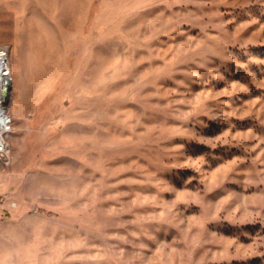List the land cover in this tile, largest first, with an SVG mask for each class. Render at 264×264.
Instances as JSON below:
<instances>
[{
  "label": "rangeland",
  "instance_id": "rangeland-1",
  "mask_svg": "<svg viewBox=\"0 0 264 264\" xmlns=\"http://www.w3.org/2000/svg\"><path fill=\"white\" fill-rule=\"evenodd\" d=\"M0 59V264H264V0H0Z\"/></svg>",
  "mask_w": 264,
  "mask_h": 264
},
{
  "label": "bare ground",
  "instance_id": "bare-ground-1",
  "mask_svg": "<svg viewBox=\"0 0 264 264\" xmlns=\"http://www.w3.org/2000/svg\"><path fill=\"white\" fill-rule=\"evenodd\" d=\"M0 61H1V59H0ZM0 65H1V62H0ZM2 72H3V69L0 66V106H1V102L4 100V97L1 95V90H2L1 86L3 85V87H4L6 83L10 84L9 79H6V78L3 79ZM0 121H1L0 127L3 129L4 124H5V119H4L3 113L1 112V107H0Z\"/></svg>",
  "mask_w": 264,
  "mask_h": 264
},
{
  "label": "water",
  "instance_id": "water-1",
  "mask_svg": "<svg viewBox=\"0 0 264 264\" xmlns=\"http://www.w3.org/2000/svg\"><path fill=\"white\" fill-rule=\"evenodd\" d=\"M8 87H9V84L6 83L5 86H4L5 89L2 91V96H3V97L6 96V88H8Z\"/></svg>",
  "mask_w": 264,
  "mask_h": 264
}]
</instances>
